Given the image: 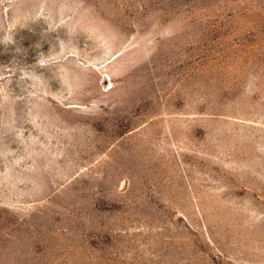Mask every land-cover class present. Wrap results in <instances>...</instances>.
<instances>
[{
    "label": "rangeland",
    "instance_id": "1",
    "mask_svg": "<svg viewBox=\"0 0 264 264\" xmlns=\"http://www.w3.org/2000/svg\"><path fill=\"white\" fill-rule=\"evenodd\" d=\"M0 264H264V0H0Z\"/></svg>",
    "mask_w": 264,
    "mask_h": 264
}]
</instances>
